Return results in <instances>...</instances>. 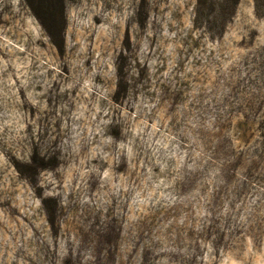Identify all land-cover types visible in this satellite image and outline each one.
Instances as JSON below:
<instances>
[{
	"label": "rangeland",
	"instance_id": "374dc122",
	"mask_svg": "<svg viewBox=\"0 0 264 264\" xmlns=\"http://www.w3.org/2000/svg\"><path fill=\"white\" fill-rule=\"evenodd\" d=\"M0 0V264H264V14Z\"/></svg>",
	"mask_w": 264,
	"mask_h": 264
},
{
	"label": "trees",
	"instance_id": "16d2710c",
	"mask_svg": "<svg viewBox=\"0 0 264 264\" xmlns=\"http://www.w3.org/2000/svg\"><path fill=\"white\" fill-rule=\"evenodd\" d=\"M238 2L239 0H195L194 20L207 32L220 36L233 17ZM29 3L33 5L31 0ZM253 7L256 15L264 14V0H253Z\"/></svg>",
	"mask_w": 264,
	"mask_h": 264
}]
</instances>
